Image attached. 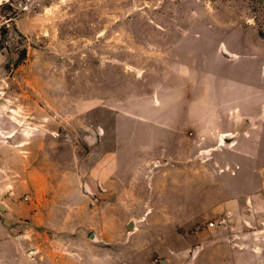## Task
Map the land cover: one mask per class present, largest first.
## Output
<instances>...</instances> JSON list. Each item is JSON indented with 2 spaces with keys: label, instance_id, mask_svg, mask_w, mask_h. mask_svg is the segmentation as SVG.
Wrapping results in <instances>:
<instances>
[{
  "label": "crops",
  "instance_id": "1",
  "mask_svg": "<svg viewBox=\"0 0 264 264\" xmlns=\"http://www.w3.org/2000/svg\"><path fill=\"white\" fill-rule=\"evenodd\" d=\"M207 56L166 63L148 108L126 112L90 173L68 176L60 207L0 196V264L264 262L262 84Z\"/></svg>",
  "mask_w": 264,
  "mask_h": 264
},
{
  "label": "rangeland",
  "instance_id": "2",
  "mask_svg": "<svg viewBox=\"0 0 264 264\" xmlns=\"http://www.w3.org/2000/svg\"><path fill=\"white\" fill-rule=\"evenodd\" d=\"M190 52L238 63L264 95V0H0V196L60 207Z\"/></svg>",
  "mask_w": 264,
  "mask_h": 264
},
{
  "label": "water",
  "instance_id": "3",
  "mask_svg": "<svg viewBox=\"0 0 264 264\" xmlns=\"http://www.w3.org/2000/svg\"><path fill=\"white\" fill-rule=\"evenodd\" d=\"M0 206H1V204H0ZM161 264H166V260H165V258L162 259Z\"/></svg>",
  "mask_w": 264,
  "mask_h": 264
},
{
  "label": "bare ground",
  "instance_id": "4",
  "mask_svg": "<svg viewBox=\"0 0 264 264\" xmlns=\"http://www.w3.org/2000/svg\"><path fill=\"white\" fill-rule=\"evenodd\" d=\"M222 144V143H221Z\"/></svg>",
  "mask_w": 264,
  "mask_h": 264
}]
</instances>
